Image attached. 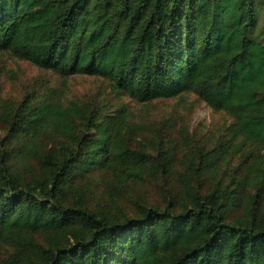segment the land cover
Wrapping results in <instances>:
<instances>
[{"label":"trees","instance_id":"obj_1","mask_svg":"<svg viewBox=\"0 0 264 264\" xmlns=\"http://www.w3.org/2000/svg\"><path fill=\"white\" fill-rule=\"evenodd\" d=\"M0 54L234 120L178 158L125 108L1 105L0 264H264V0H0Z\"/></svg>","mask_w":264,"mask_h":264},{"label":"rangeland","instance_id":"obj_2","mask_svg":"<svg viewBox=\"0 0 264 264\" xmlns=\"http://www.w3.org/2000/svg\"><path fill=\"white\" fill-rule=\"evenodd\" d=\"M50 89L65 101L76 99L100 106L108 103L111 109L125 108L133 120L137 119L147 129L146 134L155 139L157 145L165 144L177 151L178 158L195 148L206 151L223 147V153L228 150L225 148L231 138L229 127L233 117L223 110L213 109L195 92L138 102L127 94L116 95L109 81L101 76L72 74L64 82L50 69L23 58L0 54V106L18 104L27 94L41 95ZM150 150L158 151L155 144ZM159 188V184H149L143 190L151 201L161 202ZM4 251L0 244V256Z\"/></svg>","mask_w":264,"mask_h":264}]
</instances>
